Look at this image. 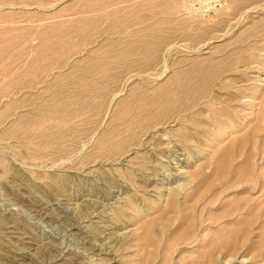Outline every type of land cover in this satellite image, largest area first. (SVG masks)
<instances>
[{
    "label": "rangeland",
    "instance_id": "obj_1",
    "mask_svg": "<svg viewBox=\"0 0 264 264\" xmlns=\"http://www.w3.org/2000/svg\"><path fill=\"white\" fill-rule=\"evenodd\" d=\"M34 1L0 3L20 11L13 13L12 26L31 28L38 39L55 38L62 32L61 25L84 22L86 28L71 34L64 43L55 42L56 48L42 47L46 50H40V56H57L59 61L44 73H33L36 80L31 88L15 86L18 88L4 96L0 94V264H185L198 250L211 251L207 243L215 229L242 218L263 201L262 93H257L256 106L251 110L249 94L225 87L230 80L229 84L234 81L237 86L250 79H261L259 83L264 84V72L259 71L264 66V0H127L96 8L83 4L98 0H72L53 8L47 5L56 0ZM95 17L100 18L99 29L92 30L86 21ZM7 22H0V26ZM142 39L150 41L144 46V56L135 51L133 56L108 57L115 60L107 65L108 71L97 69L98 58H106L108 50ZM153 39L160 44H152ZM103 42L106 44L101 47ZM205 42L208 48L197 51ZM63 51L67 53L61 55ZM252 51L256 59L248 58ZM204 56L219 61L213 76L225 68L222 77L206 75L202 83L191 81L189 87L172 83L174 71L185 74L193 68L198 70ZM226 57L233 60L229 65L222 62L228 60ZM25 58L22 62L30 60V56ZM10 70L18 73L16 61ZM107 74L119 76L116 80ZM130 77L133 83L122 88ZM168 80L172 91L192 89L188 100L195 104L187 99L177 101L165 117L153 126H144L138 116L151 115L156 107L144 108L141 100L155 99L157 86ZM132 90L135 101L129 109L118 103L108 111L111 95L120 91L119 101ZM215 95L229 103V109L238 108L237 123L246 122L244 127L248 128L260 122L252 142V173L248 176L252 183L216 185L214 199L203 194L197 200L199 182L211 172V166L205 164V151L213 137L209 131L215 132L219 126H195L188 118L197 114L209 119L211 110H217L210 105ZM251 111L255 114L238 120ZM20 116L24 124L14 132L12 124ZM42 116L51 119L41 125ZM38 118L42 120L37 122L40 126L31 123ZM226 118L221 125H227ZM31 124H35L34 129ZM181 127L187 133H181ZM236 132L234 128L231 134ZM128 134L136 135V140L118 148ZM226 135L222 139L226 140ZM109 136L112 145L108 144ZM243 160L240 155L234 162ZM194 170L197 172L192 176ZM243 191L252 194L249 206L244 204L221 218L213 217ZM174 192L178 200L171 204L168 199ZM144 220L152 223L148 232L141 225ZM182 224H188L190 230L179 237L175 232ZM255 235L251 227L236 252L214 251L211 264H221L239 253L253 261L246 264H264V249L251 251Z\"/></svg>",
    "mask_w": 264,
    "mask_h": 264
},
{
    "label": "bare ground",
    "instance_id": "obj_2",
    "mask_svg": "<svg viewBox=\"0 0 264 264\" xmlns=\"http://www.w3.org/2000/svg\"><path fill=\"white\" fill-rule=\"evenodd\" d=\"M68 1L70 2L72 0H56V1H53L52 3H50L47 6L50 7V8H53L55 5H58L60 3H67ZM119 1H127V0H98L96 2L94 1V2H91V3L83 4V5L85 6V5L89 4L88 6L96 8V7H99L101 5L105 6V5H108L110 3H115V2H119ZM34 2H38V0H36ZM72 2H74V1H72ZM38 3H40V2H38ZM1 7H6V9H4V8L0 9V22H5V20L8 21L7 25H1L0 26V94H2L4 96L5 95L4 93H8L15 86H18L19 88H21V85H23L22 86L23 88L24 87H28V88L30 87L31 88V86H33L35 84V80H36L35 77L32 76L33 73H35L36 71H39V73H42V72L44 73L46 70H48L50 68H53V66L58 63L57 61H59V60H56L57 59L56 58L57 57L56 54H55L56 57L50 58L48 56L45 57V54L43 55L41 53V56L43 55L45 57V58H42L40 56V54H39L40 50L43 51V49L46 48V47L45 48H42V47H44L45 45H48L49 47L52 48V47L56 46V44H54L55 42L57 43V45H58V43H64L65 41H67L68 38H70L71 34H73L75 32L82 31L83 28H86V25H85L84 22L80 23L79 25H74L73 24V25H70L68 27H66V26L62 27V25H61L60 28L62 29V32H60L55 38H52V37L44 38L43 37L41 39H38V38H36L37 35H35L32 32L31 28H20L17 25H15V26L11 25L12 23L15 22L14 19H13L14 18L13 17V13L14 14L15 13H19L20 11H17L15 8H13L14 6H11V5L7 6L6 4L4 5V4L0 3V8ZM169 7H171V6H169ZM28 8H29V6H28ZM107 15H109V13ZM11 16H12V18H10ZM99 20H100L99 17H95L94 19L86 21L87 24H88L87 27L92 29V30L99 29V27L97 26L98 25L97 23L99 22ZM253 21H255V20H253ZM220 37H222V36H220ZM34 39H35V41H36V39L38 41L37 42H32V40H34ZM217 39H219V38H217ZM148 40L149 39H145V41L149 44L150 41H148ZM160 40H161V38H160ZM157 41H159V40H157ZM157 41H156V39H153L152 40V44L157 45L159 42H161V41H159V42H157ZM147 43H145L144 39H142V41H140V42L132 41V42H129L128 44H120L118 47H115V48H117L115 50H113V49L108 50V56L106 58H103V57L98 58V63H97L98 67H97V69H99V70H101L103 72L108 71L109 68L107 67V65L111 61L115 62V60H112V59H116L118 57V55L119 56H125V55H128V54L129 55H132V54L134 55V52L138 51L144 56V46H145V44L147 45ZM207 43L208 42H205V44H203V46H202L203 48L201 47L202 49L199 48V49H197V51H199V50L201 51L203 49L208 48L209 43L208 44ZM105 44L106 43L103 42L101 47L105 46ZM107 44H110V42H107ZM60 45H62V44H60ZM73 46L74 45H72V47ZM58 47L59 46H57V49H58ZM14 50H15V55L13 54ZM45 50L43 51L44 53H45ZM66 50H68V49H66ZM48 51H50V50H48ZM48 51H46V52H48ZM155 51H156V49H155ZM54 52L56 53L58 51H56V49H55ZM205 52H206V50H205ZM51 53H52V51H51ZM63 53L65 54V53H67V51H65V52L63 51L61 53V55ZM252 54H253V51L251 52V54H250V56L248 58L252 57V59H256V54H253V55ZM47 55H50V54L48 53ZM26 56H30V60L28 62H26L27 60L25 62H22V59H24ZM108 57H112V59L108 58ZM151 57H152V55H150V59H152ZM225 59L226 60L228 59V60L225 61L224 59H222L223 60L222 62H226V65H229V63H232V61H233V60L231 61V59L227 58V57ZM13 61H16V68L18 69V73H16V74H12V72L10 70V68L12 67ZM202 61H203V65H201L199 67L200 69H198V70H197V68L196 69L193 68L189 73L186 72L185 74L184 73H180V71L179 72H177V71L175 72L174 71L173 77L171 78L172 83L180 85L179 87H184V86L189 87L188 84L191 81L194 82L193 84H197V83L200 84V83H202V81H203L202 79L206 75H208L209 77L212 76V77L217 79V78L222 77V74L226 72V70L224 68L223 70H221V72L217 76H216V73H215V76H213L214 72H215V69H216L215 66H216V64H219V63H217L219 61L215 62L214 60H212L211 57L208 58V56H204ZM242 61H243V59H242ZM139 67L142 68L141 64L139 65ZM259 71L264 72V66L263 65L260 66ZM117 75L118 74H115V75L107 74L106 77L107 78H109V77L116 78V80H117V77L119 76V75L118 76ZM132 80L133 79L131 77L127 78L125 81L123 80L124 84L121 83V84H123L122 88L126 87L128 85H131L133 83ZM259 80L261 82V79H258V80L250 79V80L246 81L247 83H245V84L242 83L243 85L240 84L241 86H237L236 85L237 83H235L234 81L232 82V84H229L232 81V80H230L228 85H226L225 89L227 88V86H231L234 89L235 92L238 91L240 93L241 91H243V92H246L247 94H249L248 95L249 101H248L247 105H248V108L251 109L253 106L254 107L256 106L255 102L258 99V97H256L257 93H262V96L259 97V98L262 101H264V84L259 83ZM169 84H171L170 81H169V83L167 81H164L162 84L157 86V88H156L157 92H155V95H154L156 97V98L154 97L155 99L152 98V99L147 100L145 102H144V99H143V101L141 100V106H143L144 108L145 107L147 108L148 105H151L150 107H152V105L156 107V110L151 115L149 113H147L145 115L143 114L141 117L138 116V118H140L141 122H144V126H145L146 123L147 124L150 123V124H152L151 126H153L154 122L157 123L158 120L162 119V117H165L164 115H167L166 114L167 111L172 107L173 104L175 106V102L182 101V100H185V99H187L186 102H188L190 100L189 98H191L190 94L193 95L192 94V89H185L183 92H179L180 89L177 90V91H172V89L169 88V86H170ZM101 85H103L102 82H101ZM18 87H15V89H17ZM25 89H27V88H25ZM120 90H122V89H120ZM132 91L133 92L132 93L130 92L128 94V96H126V98H124L122 100H119V101H118V99L121 96V92L120 91L117 92V93H114L113 95H111L110 99H108V101H107L108 104L106 105L108 111H109V109H112L114 107V105H116L118 103L121 104V106H123L125 104L124 106L125 107L128 106V109H129V107L132 106L133 102L135 101V100H133V99H135V96H134L135 90H132ZM156 94H158V95H156ZM29 97H28V99H29ZM25 99H26V97H25ZM192 99H194V98H192ZM191 101H189V102H191ZM192 102L194 103V101H192ZM184 103H182V104L184 105ZM210 105L215 106V107H212V108H216L217 107V110H211L210 109L211 110V115L209 116V119L202 118V116L199 117V115L197 116V114H192L190 116V118H188V119H190V124L195 125V126L206 125V124L207 125H218L219 126L216 129L215 132L214 131L213 132L209 131V134H212L213 137L211 139L209 138L211 140V142H210L211 144L209 145V148L207 147V149L205 151L207 153V155H205L206 156V158H205V162L206 163L205 164L208 165V167L211 166V172L206 174V175H204L202 181L199 182L201 184V186L199 184L200 188H199L198 193L196 194V197H195L197 200L202 199L201 197H202L203 194H205L206 197L208 195H210V196H208V199H214L215 196H216V192H217V191H214L215 190L214 187H216V185H221L222 184V186H224V187L225 186L226 187H232V186L238 185V184H240V183H242V182H244L246 180H247L246 182L250 181L251 177L248 179V176L250 175V173H252V167H251V161H250L251 158H252V154H253L252 142H253V139H254V135L256 134L257 130L259 129V124L258 123H260V122H258V123L257 122H253L248 128L244 127V125L248 124L246 122L237 123L235 120L237 118V113H238L237 110H238V108L235 107V108H230L229 109L228 108L229 103L225 102L224 100L221 99V97H219L217 95L213 96V100L211 101ZM177 106H178V104H177ZM190 106H191L190 107V109H191L192 105H190ZM172 109H173V107H172ZM206 109L208 110V108H206ZM249 109H248V111H249ZM122 110L124 111V109H122ZM126 110H127V108H126ZM109 113H111V111ZM122 114H125V113H122ZM252 114H255V113L253 111H251V113L248 112V113L242 114V116H240L238 118V120L239 119L243 120V116H246L244 118V120H246L248 117L252 116ZM220 116H222V117H220ZM223 117H227L226 119L228 120V123H227L226 126L221 125L222 124V120L225 121V119H223ZM41 118H43V123H41V125L44 124V122L46 120L51 119V118H48V117H45V116H42ZM229 120H231V121H229ZM41 121L42 120H40V122ZM250 121H251V119H250ZM37 122H39V118L35 122L31 121V123H36V124H37ZM49 122L52 125V122L51 121H49ZM141 122H138V123L142 124ZM22 123H23V118L20 116L19 119L12 124V127L15 129L14 132L20 131V129H21L20 125H22ZM54 124H56V123H54ZM54 124H53V126H55ZM28 125H30V124H28ZM33 125H35V124H33ZM33 125L31 127L34 129ZM37 125H39V124H37ZM37 125H36V127H37ZM57 125H59V123ZM60 125H59V127H60ZM46 126H48V124ZM28 127L31 128L30 126H27V128ZM36 127H35V129L37 130ZM49 127H50V129L53 128L51 126H49ZM263 127H264V125H263ZM29 128H28V130H29ZM32 128L30 130H32ZM56 128H54V129H56ZM142 128H143V126H142ZM234 128H235V130L237 129V132L234 133V134H231V131ZM38 129H39V127H38ZM41 130L42 129L40 128V131ZM47 130H49V129H46L44 131H47ZM180 130H181V133H187V132H185V130H183V127H181ZM44 131H43V133H44ZM48 132H50V131H48ZM95 132H94V134H95ZM56 134H58V133L56 132ZM225 134H228V136L226 135V137H227L226 140L222 139V137L225 136ZM44 135H45V133H44ZM51 135H52V133H51ZM184 135L187 136V134H184ZM135 136L136 135L128 134L126 137L122 138L121 141L119 142V147L118 148H120V146H123V147L126 146L127 147L128 144H130V143H132V142H134L136 140ZM45 137H47V136H45ZM45 137H43V138H45ZM48 137H50V135ZM51 140H52V138H51ZM53 140H55V139L53 138ZM107 140L109 141L108 144L112 145L111 136H109L107 138ZM47 142H49V140ZM47 142H45V143H47ZM52 143H55V141H52ZM262 143L264 144V138L262 139ZM134 144H136V143H134ZM97 145L101 146V143H98ZM257 147H258V145H257ZM135 148L136 147H133V149H135ZM109 152H113V149H111ZM263 152H264V150H263ZM240 155L244 156V160L241 161L240 163L234 162L235 158L237 156H240ZM205 169H206V167H205ZM207 171H208V169H207ZM196 172L197 171L194 170L191 173V175L194 176V174ZM250 183H252V182L250 181ZM262 184H263V187H264V173L262 175ZM241 186H242V184H241ZM239 189H241V188H239ZM262 190H263V201H262L260 207L251 209L242 218L236 219L237 221L236 220L235 221H230L226 225H223L222 228L215 229L212 232V239H210L208 241V243H207L208 247L211 248V251L204 250V249L201 250L200 249V250L197 251V254L194 256V258L191 257V258L187 259L185 264H211V262L214 259L213 258L214 251L215 252L219 251V252H224V253L236 252L238 246H240L239 242L241 240L243 241L245 239V237H247L246 235L249 234V231H250L251 227H254L255 230H256V235H255V238H254L255 240L252 243V245H250L251 246V251H252V253H257V252H260L261 250L263 251V249H264V189H262ZM248 191L247 192L243 191L242 194L240 193V195L235 196L233 199H230L228 203L224 204L221 208H219V210L216 213L213 214V217L215 216L216 218H218V217L221 218L222 216L227 215L228 213H231L233 210L241 208L242 206H244V204H248L250 201L253 200L252 196H251L252 194H250ZM176 195H177V192L170 193V196H169L168 200L170 201L171 204H174V202L176 201V199H177ZM222 197H223V195H222ZM249 204H248V206H249ZM185 206H186V204H185ZM213 211H215V210H213ZM149 217H150V215H149ZM155 218L158 219L157 217H155ZM225 220H227V219H225ZM139 223H141V222H139ZM215 224H216V222H215ZM141 225L144 227V231L148 232V231H150V227L152 226V223L150 222V220H148V221L144 220L143 223H141ZM141 225H138V226L141 227ZM168 227H169V225H168ZM189 228L190 227H189L188 224H182L181 226H179L177 228L175 234L177 236H179V237H182L185 232H188L190 230ZM142 230H141V232H142ZM154 234H156V233L154 232ZM142 235L143 234H141V236ZM145 247H144V249H145ZM241 255L242 254H240V253L236 254L234 256L231 255L232 257H230L228 260H224L223 262H221V264H232V263L233 264L234 263L246 264V263H248L249 259L247 257H243ZM251 262H253V261H251ZM251 262H249V263H251Z\"/></svg>",
    "mask_w": 264,
    "mask_h": 264
}]
</instances>
